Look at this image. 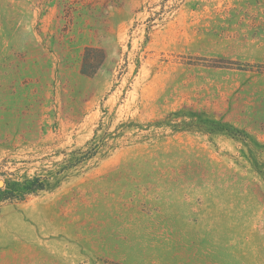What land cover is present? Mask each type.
I'll return each instance as SVG.
<instances>
[{
    "label": "rangeland",
    "instance_id": "obj_1",
    "mask_svg": "<svg viewBox=\"0 0 264 264\" xmlns=\"http://www.w3.org/2000/svg\"><path fill=\"white\" fill-rule=\"evenodd\" d=\"M256 161L264 0H0V264H264Z\"/></svg>",
    "mask_w": 264,
    "mask_h": 264
},
{
    "label": "trees",
    "instance_id": "obj_2",
    "mask_svg": "<svg viewBox=\"0 0 264 264\" xmlns=\"http://www.w3.org/2000/svg\"><path fill=\"white\" fill-rule=\"evenodd\" d=\"M176 118H181V123L175 125L180 131H193L202 134H224L233 140L250 144L251 138L245 131L239 130L220 119H214L209 115L199 112H191L188 115L180 112L174 113ZM258 144V143H257ZM256 161L253 165V170L264 181V162ZM60 179L55 182L49 181L48 178L34 177L33 179H24L20 182L9 181L5 183L4 189L0 188V203L6 201H23L27 196L35 194L39 191H51L59 186Z\"/></svg>",
    "mask_w": 264,
    "mask_h": 264
},
{
    "label": "water",
    "instance_id": "obj_3",
    "mask_svg": "<svg viewBox=\"0 0 264 264\" xmlns=\"http://www.w3.org/2000/svg\"><path fill=\"white\" fill-rule=\"evenodd\" d=\"M2 185V183L0 182V186Z\"/></svg>",
    "mask_w": 264,
    "mask_h": 264
}]
</instances>
